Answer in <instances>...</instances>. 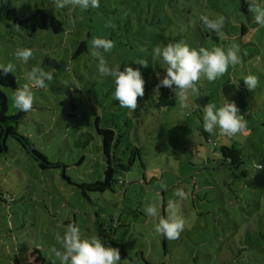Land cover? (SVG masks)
<instances>
[{
	"label": "rangeland",
	"instance_id": "rangeland-1",
	"mask_svg": "<svg viewBox=\"0 0 264 264\" xmlns=\"http://www.w3.org/2000/svg\"><path fill=\"white\" fill-rule=\"evenodd\" d=\"M249 2L100 0L98 8L81 9L71 0L63 8L54 0H0V64L14 65L18 87L27 83L34 66L55 69L52 81L33 89L34 103L19 131L49 160L64 163L68 177L93 182L102 179L107 166L95 148L102 144L95 120L116 129L117 120L123 131L117 151L128 161L131 150L139 148L143 163L137 160L123 175L125 185L95 194L89 203L60 170H42L9 139L8 151L0 153V195L12 196V201L0 196V264H28L33 248L44 264H58L51 249L61 247L56 236L74 219L83 235H97L118 248L120 264H264V168L256 166L264 163V28L255 24ZM38 7L56 14L66 32L39 30L30 37L6 18L8 10L17 9L23 17ZM202 15L223 17L219 35L203 25ZM96 37L114 42L110 52L102 53L110 66L140 69L145 94L135 110L120 107L113 79L99 74ZM82 41L87 52L73 58ZM169 41L206 48L239 44L241 63L215 81L202 77L186 99L171 89L177 104L156 108L151 103L158 95L155 86L165 73L154 50ZM18 47L33 50L27 63L16 58ZM141 60L145 65L137 63ZM248 74L257 76L252 90L243 83ZM4 90L8 113L19 112L15 89ZM222 95L236 102L246 127L233 137L212 133L207 142L201 132L203 107L219 106ZM235 142L249 171L239 181L216 161L220 147ZM179 189L183 198L175 195ZM149 204L156 215L144 211ZM173 212L185 218V228L177 239H167L155 225Z\"/></svg>",
	"mask_w": 264,
	"mask_h": 264
},
{
	"label": "clouds",
	"instance_id": "clouds-1",
	"mask_svg": "<svg viewBox=\"0 0 264 264\" xmlns=\"http://www.w3.org/2000/svg\"><path fill=\"white\" fill-rule=\"evenodd\" d=\"M55 6L65 7L68 0H54ZM74 6L81 9L98 8L100 0H71ZM248 11L255 24L264 28V0H250ZM201 22L210 31L219 35L224 24L223 17L210 18L208 15L200 17ZM94 55L98 57V72L103 77H111L114 81L113 95L119 101L122 108L135 110L138 105V97L145 94V80L139 68L125 64L110 66L102 53L110 52L114 42L108 38L96 37L92 40ZM155 55L161 58L164 76L155 86V92L159 94L161 87L173 89L179 92L182 99H186L185 93L193 88L195 82L205 77L209 81H215L223 76L230 66L241 63V47L233 44L228 47L216 46L213 48L193 47L184 41H169L158 45ZM33 55V50L28 47H18L15 56L27 63ZM137 63L145 65L144 62ZM12 63L0 64V74L13 72ZM55 69L51 67L34 66L27 73V83L14 90L13 101L15 107L22 111L31 110L34 103L35 88H44L47 81L54 78ZM257 76L248 74L244 76L243 83L247 89L252 90L257 86ZM239 87V86H238ZM203 130L210 134L218 133L221 136L233 137L246 127V119L234 100L222 95L219 106L210 102L202 111ZM264 168V163L256 165ZM177 197L183 198V189L177 190ZM144 211L149 216L156 215V208L149 204ZM185 228V218L173 212L167 216H161L155 225V231L167 239H177ZM56 239L61 247H53L58 264H120L121 253L118 248L112 247L108 241L97 235L85 236L77 224H68L63 234H57Z\"/></svg>",
	"mask_w": 264,
	"mask_h": 264
},
{
	"label": "trees",
	"instance_id": "trees-1",
	"mask_svg": "<svg viewBox=\"0 0 264 264\" xmlns=\"http://www.w3.org/2000/svg\"><path fill=\"white\" fill-rule=\"evenodd\" d=\"M243 3L245 7L246 3ZM6 18L14 23L18 32H25L30 37L34 36L39 30L51 31L56 35L66 32L64 22L58 18L56 14L48 13L40 7L36 8V11L30 14V16L23 17L19 15L17 9L8 10ZM87 50V42H80L73 54V58L82 55L87 52ZM17 87L16 77L12 72L6 75L0 74V153L8 151L9 139L16 140L24 148L28 156L38 163L42 170H60V175H63L64 180H66L68 184L76 187L82 198L89 203H93L94 198L98 197L95 194H103L106 191L115 192L118 184L125 185L126 181L123 175L128 172L137 160L142 163L141 150L139 148H133L131 150V156H129L128 161H125L121 153L117 151L121 135L123 134V131H119L121 129V125H119V123H121L120 121L116 120L117 124L115 127L119 126L117 129L108 127L103 128L100 126L99 119L96 118V132L98 136L101 137L102 144H95V148L101 150L107 165L103 177L93 182H77L68 177L65 173L67 166L64 163L49 160L46 155L37 150L35 144L28 136H25L19 131L20 124L24 120L26 112L19 111L12 115L8 113V99L4 89H16ZM177 102L176 94L171 89L162 87L160 93L157 96L155 95L151 103H153L156 108H163L174 106ZM128 120L130 119L128 118ZM201 132L205 140L210 142V133L205 132L203 127L201 128ZM91 135L90 133V136ZM77 142L80 143L79 141ZM220 152L222 154L221 158L216 160L219 161L218 168H225L232 171L234 181H239L248 177L249 171L244 167L246 162L243 153L236 142L231 145H222L220 147ZM0 196L3 201H12V196L9 194L5 195L2 193ZM74 221L75 219L73 221H68L67 224H75ZM26 262H28V264H44V258L40 250L33 248L27 253Z\"/></svg>",
	"mask_w": 264,
	"mask_h": 264
}]
</instances>
